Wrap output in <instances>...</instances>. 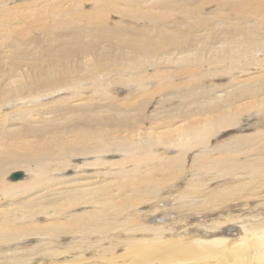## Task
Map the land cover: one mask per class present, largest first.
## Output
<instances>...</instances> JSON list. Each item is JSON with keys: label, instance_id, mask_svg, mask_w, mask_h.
Wrapping results in <instances>:
<instances>
[{"label": "rangeland", "instance_id": "rangeland-1", "mask_svg": "<svg viewBox=\"0 0 264 264\" xmlns=\"http://www.w3.org/2000/svg\"><path fill=\"white\" fill-rule=\"evenodd\" d=\"M190 1L194 4L185 0L181 1L180 4L187 6L189 4L196 5L198 2V0ZM203 1H206L203 11L186 12L182 9H176L173 5L166 7L164 5V0L130 2L129 4L127 2H122L112 6L107 5V3L105 4L103 0H80L69 3L67 5H62L59 8L60 14L66 17V19L70 20L71 26H64L65 29H63L64 27L61 28L58 34H66L68 36H72L75 33H80L89 35V38L85 40V46L88 47L91 43H93L96 45V52L101 54L104 51L111 50L112 48H117V45L119 44L118 40L114 38L111 32H113V34H115L116 32L122 34L124 37H121V41H124V39L139 38L142 40L143 38H146L145 40H149L152 38H156L157 40H159L158 37L154 36L156 34L155 29H157V26H162V30H170L172 28L188 32V28L190 26L201 25L205 22L212 25V27L209 28L213 30L208 34L217 32L218 30L217 33H214L215 35H218L221 32L222 26H225V23H221L224 18V21L228 22L230 25L231 23H235L240 19H243V12L241 14V11H239V6H237V4V7H227V4L224 3L223 5L219 4L218 7L217 0L214 3L212 0ZM241 1L233 0V2L252 4V1L250 0ZM261 1L264 2V0ZM4 2H7L9 4L12 3L11 7H14L15 10L11 11V16L12 18H16V20L14 21V23L12 22V28H10L9 25L2 20L3 16L0 10V37L9 36L13 37V39L15 40L19 39L18 35H20L21 37H26L27 41L25 45L21 46L20 49H17V47L14 46L10 41L0 38V82L3 84H0V102L5 103L3 111L0 112V117L2 115L5 116L7 125V128H4V126L0 122V140L8 141L14 140L15 135H19L18 128L22 130V128L18 126V123L20 121H18L17 111L25 108L23 107L25 105H23L21 102H17L16 93L11 94V91L16 89L15 80L19 79L18 74H20L21 70H24V68L26 69L27 66L25 67L24 63V65H17L16 59V63H14V65L16 67L15 72H17V74H15V72L9 66L10 59L5 60L6 56L4 52L9 50V52L12 54V52L15 51L17 53V50H19L17 54L14 52V56L19 55V57L22 58V62H24L23 56L27 50L28 53L32 52L35 54H40L42 53V49L43 51L45 49H50L52 52L55 47L57 49L68 44L54 42L52 46H49L48 42L50 40H48V38H45L46 36L43 33L42 25L39 24V26L36 22L48 20L46 15H43L41 19L37 17L42 13V11L47 9L43 6L42 3L40 4L39 0H5ZM4 2L3 0H0V7L3 6ZM205 7H207L208 9H206ZM95 10L102 12V17H93L92 13ZM227 17L229 18V20H226L228 19ZM37 30H39V34L37 33ZM93 31L96 32V36H93ZM172 33L167 32L165 34L171 35ZM126 36H128V38ZM66 39L67 43H69L71 39H73V36ZM72 42H70L69 44H71ZM32 43H34V47L32 46L31 48H29L30 44ZM46 44L48 46H46ZM68 46H70L68 48H70L71 53H73V57L76 55L73 60L74 65L78 64V66H82L83 62H88L89 57L79 54L81 49L77 47V45H74V47H71V45ZM24 47L28 49L22 50V48ZM20 51L24 53H21ZM181 51L183 52L186 50ZM126 53L131 54V49L126 48ZM184 54L186 55L188 53ZM174 56L175 55L173 54L172 57ZM204 56L205 60L203 59L199 62V59L197 58L198 55L196 53L190 56L191 60L194 59L192 65L195 64L198 68H202H194L197 69V73H195L196 71L194 69H191L194 66L191 67L190 64L188 68L191 67V70H189L192 72L189 73L192 74V78L190 77L191 74H189L188 71L186 73V70L184 69V66L188 65L185 62L171 63L168 61H161L162 64L161 62L159 64L157 62L152 63V73H148V71L141 69L142 71L140 72V74L147 78L145 81L147 82L148 86H146L145 88L140 89L138 86H136V83L133 82L129 84L127 78H137L140 74L136 72L135 69L127 68L123 72H118L115 74L108 72V76L95 75L91 76L90 78H85L86 80H88V82L84 81V83H81L80 86L83 88L80 91L79 89H77V93L76 90H64L62 92L60 91L55 96L48 95L43 98L32 100L28 103V105L30 106H35L34 111L32 112L33 122L40 123L44 121V119L56 121L58 124V135H64L66 129L69 128V123L64 122L65 118L69 116L65 108L69 109L70 107L74 111L78 110V113L91 108L92 112L86 111L87 115H92L88 120V124H90L91 127H96L99 134L109 135L110 133L111 135L109 136L115 139V141H124L126 140V138H129L134 144H144L146 149L150 150L149 152H151L150 155L152 157L145 158L144 160H142L141 164H136L135 161H132L130 164L124 165L123 161L124 159H126L124 157V153H117L118 156L120 155L119 157L115 155L116 153H110V155H107L106 159H112L110 161L113 162H111L112 164H107L102 171H107L106 177L109 180L112 179V182L116 184H118L119 180L114 178V176L120 171H126V169L137 168L139 166H141L142 168L145 165H149L151 172L153 174H156V177L158 179H163L162 175L166 170L164 169V167H162V165H165V162L170 161V159L181 157L180 148L176 145H164L163 142L161 143L159 141L156 142L157 145H150V148L148 144L150 143V139L153 137L154 139L163 137L166 134H172L171 131L174 130V128L185 127L186 122L182 118L183 114H190V112L192 111L194 112L193 114L202 115H196L197 117L199 116L198 118L207 119L213 116V111L214 113H216L217 111L223 113L229 110L234 113V116L237 119L236 124L233 125L234 127L223 129V131L219 133L218 131L210 133V135L207 137V139L209 140H207L208 144H197L198 147L197 145H195L196 148L184 157L186 161H184V163L180 167V171L178 172L179 174L175 175L171 180H162V185L157 191H149L150 193L148 191H144L149 195L143 192L145 195L144 200L141 204L127 209V211L122 213L121 215L111 214L110 217L116 218L118 223L111 227V229H109L108 231L102 232L97 229V227H95L91 230H85L84 234L81 232L63 231L57 233L56 236H46L47 238L45 236L42 237L41 235H38L39 237L30 235V237L21 236L22 238L17 237L16 239H11L8 241L5 238L0 239V264H136L134 261L135 256H133L134 259H132V253H130L129 255V251L135 250L137 246H144V243H153L164 238L166 240L170 238L182 239L186 242H193V240L195 239L203 240L202 238L204 236L202 235V233L205 230H202L203 227H201L202 224L200 222L205 218V216L202 215V212L206 213L207 210L209 211L210 209H212L209 212V214L211 215L207 218L215 220H223L225 219V217H229L232 215L238 217H246L252 211H254L252 212L253 216L258 215V213L261 211L264 212V174H262L260 177H257L256 179V177L252 176L248 172H243L241 170V167L230 171H224L225 173H222V171H220L221 173H219V170L215 168L212 170L210 168L209 170L202 167L200 168L201 172H204H202L200 176H197L198 172L195 169H192L196 167L192 166L191 164L195 163L194 161H196L197 157L200 156L212 155L218 157L227 154L224 150L240 149L244 147V144H249V142L245 141V139L248 140L249 137L252 139L259 137L258 133L260 134V137L264 136L262 135L264 134V123H262L264 121V105L255 107L254 109H249L248 107L250 106L249 103L252 100L250 98L252 97V94L247 91L250 86H256L255 88L260 92V98L264 100V63H262L261 65L260 60H258L262 57L264 58V53H255L252 56L246 55L235 60L233 59L234 61H232V59H227L224 60L225 63L223 64H218L216 61L210 59L211 56L209 54H205ZM245 57L247 60L245 59ZM254 58H256L257 60H254ZM169 61H173V58ZM255 61H257V65L254 64ZM237 63L239 64L238 66ZM241 65H243L244 67H242ZM251 65L254 67H252ZM18 66L19 68H17ZM246 66L250 67L247 68ZM225 70L227 71L224 72ZM161 71L166 72L164 76H167L169 78V81L171 82L170 86H165L164 83H162V74L156 76L155 78L149 77L150 75H156ZM230 71L232 73H230ZM193 72L196 75H194ZM228 72L230 74H228ZM80 75L88 77L83 71L80 72ZM216 75L218 76L216 77ZM196 76H198L199 78H197ZM213 76H215L216 78ZM195 77L198 80H192L193 78L195 79ZM203 77L205 79L202 80ZM187 79L191 80L192 83L196 86L199 83V88L196 87L197 89H194L196 90L195 93L198 94L195 96V98L199 102H203L204 104H206L208 97L212 96V101L207 104L208 106L212 105L213 107L206 106V110L203 112L202 110H198L194 104L187 103L189 102L188 90H190L191 86L193 85H190V82ZM196 81L199 82L195 84ZM200 81L202 82V84ZM19 84H24V82H19ZM236 85L238 88L236 87ZM200 88L202 89V91ZM198 90L201 92V94L200 92H197ZM211 90L214 92H212ZM81 99H83L82 101L90 99V101H88L87 103L85 101L80 102ZM141 100L143 103L140 105L138 103H141ZM79 102L84 107L80 105L79 107L81 108L77 109L76 103ZM43 104L46 105L41 107ZM27 109H29L28 106ZM239 111H241L242 113H240ZM84 118L85 117H83L79 121V126L85 127V125L83 124ZM104 130H106V132H102ZM191 137L192 134L190 135V138ZM252 142L256 143L255 141ZM219 151L224 152L220 153ZM232 152L235 153V157L238 159V162L242 164H244L245 162L247 163V160L250 157V153L247 152V149H244L243 152H238L237 150H232ZM261 152H264V149H262ZM76 160H74L73 163L75 162L77 166L78 163L81 164L84 159ZM113 164H116V166H113ZM67 166L68 164L65 167H61V169H66ZM76 166L72 165L71 167H69L71 169L67 174H73L75 176H77L78 173L86 174L85 171L87 170H78ZM154 167H157V169H154ZM75 169L78 170L77 175ZM200 169H198V171ZM6 170L10 171L8 172V175L15 171H23V173L26 174L27 168H22L21 165L17 168H12L11 166H9ZM89 172L93 173L94 170H89ZM89 172L87 171L88 174H90ZM30 175L32 176H29V178L33 180L35 178L34 173L31 172ZM196 176L200 178V180H198L199 183L200 181L202 182L200 184L198 183L200 185V188H202L204 191H207L202 196V198H204V203L210 205L208 206V209L207 206H202L203 209L200 208L198 211H194V209L192 210V204H194L192 202L189 208H191L193 212L188 213L189 211L185 212V209L181 208L180 205H178L179 202L177 201V204L176 202H174V200L178 194L181 195L183 193L184 189L185 193L186 191L191 189L192 183L196 182L194 181V177ZM73 177L65 178L61 181L55 180L57 183H59L55 186H69V189L80 188V185H78L79 179L73 180ZM92 179L94 178H89L85 183L88 188L90 185H94L96 183L97 179ZM243 181H245L246 187L242 183ZM112 182L110 186L115 187V184ZM55 186L53 188H55ZM37 190L38 189H36V191ZM90 190L93 193V189L90 188ZM228 190H233L234 193L231 194V192ZM120 191L123 190L120 189ZM211 192H216L219 195L226 192L227 195L230 194L232 195V197L225 199V201L222 202H216L214 200V202L210 203L211 199L209 193ZM84 194H86V191H84ZM109 194L110 195L108 196L94 194V196L96 198H115L119 196V191L117 189L111 190V193ZM41 196V205L52 203L54 208L58 210V215H56L55 217H58L65 223L64 227L67 223L70 222L72 216L79 217L83 215L84 212L94 211L92 205L90 206L85 203L69 208L65 207L63 199H65L66 194L58 195L53 192L46 193L45 191V193ZM20 198L21 197H18V199ZM0 199V210L9 208L6 207L7 202L5 200H2L3 197H0ZM28 199H30V197L25 196L21 200L27 201ZM1 204H5L3 205L4 207ZM177 206L178 208H176ZM145 209L148 211H146ZM127 214H129L128 216L133 217L125 219ZM262 217H264V214L262 215ZM32 220L39 224L37 227H35L37 228V230L44 229L46 225L44 226L41 224H46V222L49 221V219H47V215L44 214H37L32 218ZM240 221L241 219H239V222ZM156 222L158 223L157 225ZM136 224L137 226H135ZM150 225H153V227L157 229H159L160 227V229L165 233L161 234V236L156 235L154 231H149L147 230V228H145L149 227ZM237 225L241 224L230 225L227 223L224 227H220V229H222L228 226L227 230L229 231L226 232V236H224L225 239L231 241L235 237H238V234L240 233L242 228H240V226L238 227ZM198 227L199 229H201L200 231H197L196 228ZM239 237L236 240H239ZM189 239L190 241H187ZM142 242L143 244H141Z\"/></svg>", "mask_w": 264, "mask_h": 264}, {"label": "bare ground", "instance_id": "bare-ground-1", "mask_svg": "<svg viewBox=\"0 0 264 264\" xmlns=\"http://www.w3.org/2000/svg\"><path fill=\"white\" fill-rule=\"evenodd\" d=\"M4 1L5 0H3V2ZM39 1L40 4L42 3L43 6L47 9L42 11V13L39 14L37 17L41 19L43 15H46L48 20L36 21V22L38 23V25L39 24L42 25L43 33L46 36L45 38H48V40H50L48 42L49 46H52L54 42L66 43L68 45H71V47L77 45V47L81 49L79 54L89 57L88 58L89 60L88 62L86 61L83 62L82 66H78V64L74 65L73 60L76 55L73 57V53H71L70 48H68L70 46L68 45H64L63 47L57 49L55 47L52 50V52L50 49L49 50L45 49L44 51L42 49V53L40 54H35L32 53L31 51L29 52H31L32 54L28 53L27 50L28 48L26 49L24 47L22 48V50L23 49L27 50V51L25 50L26 52L23 56L24 62H22V58H20L19 55L14 56V54L16 53L15 51H14L15 53L12 52V54L9 52V50L4 52L6 56V57L4 56L5 60L10 59L9 66L14 72L16 68L14 65V63H16V59H17V65H21L24 63L25 65L24 64L23 65L25 67L27 66L26 69L24 68L25 71L21 70L20 74H18L19 79L15 80L16 89L11 91V94L16 93L17 102H21L23 105H25L23 106L25 108L17 111L18 121H20L18 123V126L22 128V130L18 128L19 135H15L14 140H8V141L0 140V197H3L2 200H5L7 202L6 207H9L0 210V239L5 238L7 241L11 239H16L17 237H21V236L30 237V235L33 236L41 235L42 237L43 236L52 237L53 235L56 236L57 233L63 231L81 232L84 234L85 230H91L94 229L95 227H97V229H99L102 232L108 231L109 229H111V227H113L115 224L118 223L116 218L110 217L111 214L121 215L122 213L126 212L127 209L141 204L144 200V195H145L144 193L148 194L147 192L144 191H148V192L157 191L159 187L162 185L161 184L162 180L164 181L169 179L171 180L175 175L179 174L178 172L180 171V167L182 166L184 161H186L184 157L187 156L189 153H191V151H193V149L196 148L195 145L208 144L207 142L209 140L207 139V137L210 135V133L212 132L214 133V131H218L219 133L223 131V129L234 127L233 125L236 124V119H237L235 118L234 113L229 110L223 113L218 111L214 113L213 111V116L207 119L198 118L199 116L202 115L193 114L194 112L192 111H191L192 113L190 112V114H186V115L183 114L182 118L186 122L185 127L174 128V130L171 131L172 134H166L163 137H158L155 139L153 137L150 139V143L148 144L150 148L151 147L150 145L152 144L157 145L156 142L159 141L161 143L163 142L164 145L165 144L174 145V146L176 145L180 148L181 157H175V159H170V161L165 162V165H162V167H164V169L167 171V172L165 171V173L162 175L163 179H158L156 177V174H153L151 172L149 165H145L142 168L141 166H139L137 168L126 169V171H122V172L119 170L120 172L114 176V178L119 180L118 184L112 182V179H110L111 182L115 184V187L114 186L112 187L110 186L111 184L110 180L106 177L107 171L106 172L102 171L107 164L113 162L110 161L112 159L110 160L106 159L107 155H110V153H116L115 155L118 156L119 153L120 154L124 153V157L126 158L124 159V161L122 160L124 162V165L130 164L132 161H135L136 164L137 163L141 164L142 160H144L145 158L152 157L150 155L151 152H149L150 150H147L144 144L142 145L134 144L129 138H126V140L124 141H115V139L109 136L111 135L110 133L109 135L99 134L96 127L94 126L91 127L90 124H88V120L92 115H87L86 111L92 112L91 108H89L88 110H84L81 113H78L77 112L78 110L74 111L70 107L69 109L65 108L69 116L65 118L64 122L69 123L68 125L69 128L66 129L64 135H58V124L56 121L44 119V121L40 123L33 122L32 112L34 111L35 106L28 105L29 102H31L32 100L46 97L48 95L55 96L60 91L62 92L64 90L66 91L76 90L77 93V89H79L80 91L83 88L80 86V84L84 83V81L88 82V80H86L85 78H90L91 76H95V75L108 76L107 74L108 72L115 74L118 72H123L127 68L135 69V71L138 72L139 74L142 71L141 69L148 71V73H152L153 70L152 63L155 62H157L158 64L161 61H168L171 63L185 62L188 65L184 66V69L186 70V73L187 71L189 73L192 72L190 71L191 69L198 68L195 64L192 65L194 59L192 58L193 60H191L190 58V56L193 55L194 53L198 55L197 57L199 59L198 62L202 61L203 59L205 60L204 55L209 54L211 56L210 59L216 61L218 64L225 63L224 60L227 59H232V61H234L235 59H238L239 57H243L246 55L252 56L255 53L256 54L260 52L264 53L263 52L264 51L263 50L264 2L261 0L258 1L250 0L252 1V4L233 2V0H217L218 7L219 4L223 5L224 3H226L227 7L239 6L238 9L239 11H241V14L243 12L242 14L243 19H240L235 23H231V25L228 22L224 21L225 18L224 19L222 18L223 21H221V23H225V26H222L221 32L218 35L214 34L217 33L218 30L217 32L208 34L209 32H212L213 29L209 28L212 27L211 24L205 22L201 25L190 26L188 28L189 29L188 32L181 31L179 29H172V28L170 30H162L163 28L162 26H157L156 27L157 29H155L156 34L154 36L158 37L159 40H157L156 38H152L149 40H145L146 38H143V40L139 38V39H124V41H121V37L123 36L122 34L117 32L113 34V32H111L114 38L118 40L119 44L117 45V48H112L111 50L104 51L101 54L96 52L95 44L91 43L90 46L88 47L85 46V40L89 38V35L75 33L74 35H72L73 39H71L70 41L73 42L69 44L70 42L67 43L66 38L72 36H68L66 34H64L65 36L63 34H58L61 28H63L64 26H71L70 20L66 19V17L60 14L59 8L62 5H67L69 3H73L80 0H39ZM103 1L105 2V4L107 3V5L112 6L122 2H127L129 4L130 2H148L150 0H103ZM181 1L184 0H164V5L166 7L173 5L176 9H182L186 12L203 11L204 4L206 2L203 0L200 1L198 0L196 5L189 4L186 6V5H181L180 4ZM185 1L192 3L190 0H185ZM212 1L214 3L216 0H212ZM11 4L4 2L3 6L0 7L3 16L2 20L6 22L10 28H12V22L14 23V21L16 20V18H12L11 16V11L15 10L14 7H11ZM205 8L208 9L207 7ZM102 14L103 13L98 10H95L92 13L93 17H102ZM226 20H229V18ZM63 29H65V27ZM38 32L39 30H37V33ZM167 32L169 33L173 32V33L171 35H167L165 34ZM92 33L93 36L97 35L95 31H93ZM18 36L19 39H15V40L13 39V37H9V36L0 37V38L10 41L11 43H13L14 46L17 47V49H20L21 46L25 45L27 41H26V37L24 38L21 37L20 35ZM126 37L128 38V36ZM149 37H153V36H149ZM32 46L34 47V43L30 44L29 48H31ZM46 46L48 45L46 44ZM126 48L131 49V54L126 53ZM181 50H186V51L182 52ZM17 51L19 52V50ZM184 53H188V54L185 55ZM173 54L175 55L174 57H172ZM172 58L173 61H169ZM262 58L258 59L260 60L261 65L262 63H264L263 61L264 58L263 60ZM255 59L256 58H254V60ZM256 62L257 61H255L254 63L255 65H257ZM238 63L237 66L239 65ZM190 64L191 67L192 66L194 67L188 68ZM241 66L244 67L243 65ZM246 67L248 68L250 66H246ZM17 68H19V66ZM194 70L196 71L195 73H197V69ZM81 71H83L88 77L80 75ZM226 71L227 70H225L224 72ZM195 73L194 75H196ZM230 73L232 72L230 71ZM230 73L228 72V74ZM15 74H17V72H15ZM160 74L163 75L161 77L163 79L162 83H164L165 86L167 85L170 86L171 82L169 81V78L167 76H164L166 72L161 71L160 73H157L156 75H150L149 77L155 78ZM218 75H216V77ZM190 77L192 78V74L190 75ZM196 77L199 78L198 76ZM196 77L195 79L193 78L192 80L194 81L198 80ZM127 79L129 84H131L132 82L136 83V86H138L140 89L148 86L147 82L145 81L147 78L142 74H140L139 77L137 78L133 77ZM203 79L205 78L203 77L202 80ZM188 81L190 82V85L193 84L191 80ZM19 82H24V84H19ZM198 82L199 81H196L195 84H197ZM0 84L2 83L0 82ZM198 85L199 83L197 84V86L193 84L190 90H188L189 102L187 103L194 104L198 110H202L204 112L206 110V106H208L207 103L211 102L213 97L209 96L206 104H204L203 102H199L195 98V96L198 94H196L195 93L196 90H194L197 89L196 87H198ZM255 87L254 86H250L249 88L247 87L248 88L247 91L252 94V97H250L252 100L249 103L250 105L248 107L249 109L252 108L254 109L255 107H260L261 105H264V100L260 98L261 97L260 92ZM197 92L199 93L200 91L198 90ZM82 100L83 99H81L80 102L85 101L87 103L88 101H90V99L84 101ZM80 102L76 103L77 109L81 108L79 107L80 105L83 106L82 104H80ZM142 103L143 102L141 100V103L138 104L141 105ZM45 105L46 104H43L41 107ZM27 106L29 107V109H27ZM4 107H5V103L0 102V112L3 111ZM208 107H213V106L210 105ZM239 112L242 113L241 111ZM196 115L199 116L197 117ZM83 117H85L83 119V124L85 125V127L79 126V121ZM0 122L4 126V128H7L4 115L0 117ZM262 123H264V121ZM8 126H12V125H8ZM102 132H106V130ZM191 134L192 137L190 138ZM258 135L259 137L253 139L250 137L248 140L245 139V141L249 142V144H244V147L240 149L224 150L227 153L225 155L218 157L212 155L200 156V157L196 156L197 159L196 161H194L195 163H191L192 166L196 168H192V169H195L199 174V175L197 174V176H200V174L204 172V171L201 172L200 168L202 167L209 170L210 168L211 170L215 168L219 170L218 171L219 173H221L220 171H222V173H225L224 171H230L241 167V170L243 172L246 171L252 176L256 177L257 179V177H260L262 174H264V154H263L264 152H261V150L264 149V136L260 137L259 133ZM252 141H255L256 143ZM244 149H247V152L250 153V157H249L250 159L248 158L247 163L245 162L244 164H242L238 162V159L235 157V153H233L232 150L243 152ZM224 151L221 152L219 151V152L223 153ZM76 159H84V160L82 161L81 164L78 163V165L76 166V163L75 162L73 163V161ZM67 164L68 166L66 169L64 168L61 169V167H65ZM116 164L115 165L113 164V166H116ZM20 165L22 168H27L26 174H24L22 180L21 178L15 181L10 180V176L12 174L23 171H15L10 175H8V172L10 171H7L6 169L9 166H11L12 168H17ZM72 165H75L78 168V170H87L88 172L89 170H94V172L93 173L89 172L90 174H88L87 171H85L86 174L78 173L77 175L78 170L75 169L77 176L73 174L68 175L67 173L71 169L69 167H71ZM154 169H157V167H154ZM198 169L200 170L198 171ZM31 172H33L35 176L33 180L29 178V176H32L30 175ZM69 177H73L72 178L73 180L79 179L78 185H80V188L69 189V186H62V187L55 186L59 184L56 181H61ZM196 177H194L195 179L194 181L196 182L192 183L191 189L186 191V193L184 189L183 193L181 192L182 193L181 195L178 194L179 196L177 195V197L174 200V202L176 203L177 201L179 202V204L178 203L177 204L180 205L181 208H184L185 212L189 211L188 213L193 212L192 211L193 209L194 211H198L200 208H202V206L203 207L207 206L208 209V206L210 205L204 203V198H202V196L207 191H204L202 188H200L199 184L202 182L200 181L199 183L198 180H200V178L197 177L196 180ZM89 178H94L97 180L94 185H90L88 188L85 185V183L88 181ZM242 183L245 186V181H243ZM54 186L55 188H53ZM90 188L93 189V193L91 192ZM36 189L38 190L36 191ZM116 189L119 191V196L115 198L112 197L96 198L94 196V194H101L103 196H108L110 195L109 193H111V190H116ZM120 189L123 191H120ZM45 191L46 193L53 192L58 195L66 194L65 199H63V203L65 207L69 208L72 206H76V205L78 206L80 204L85 203L90 206L92 205L94 211L84 212L83 215L79 217L72 216L70 222L67 223L66 226L64 227L65 223L61 221L58 217H55L56 215H58V210L54 208L52 203L41 205L40 203L42 197L41 195H43ZM84 191H86V194H84ZM228 191H230L231 194L234 193L233 190H228ZM22 196L23 197L29 196L30 199H28L27 201H22L21 200L23 199ZM209 196L211 199L210 203L214 202V200L216 202H222L225 201V199L232 197V195L230 194L227 195L226 192L221 195H219L216 192H211L209 193ZM18 197L21 198L18 199ZM192 202L194 204H192L193 207L191 210L189 206L191 205ZM1 205L3 206L5 204H1ZM176 208H178V206ZM210 210L209 211L207 210L206 213L202 212V215L205 216V218L200 222L202 224V226L201 225L200 226L203 227L202 230H205L204 231L205 233L204 232L202 233V235L204 236L202 238L203 240L195 239L193 240V242H186L183 241L182 239L170 238L166 240L164 238L153 243H144V246L143 245L137 246L143 244L142 242L141 244L136 245L137 247L136 249L134 248L135 250L133 249H132L133 251L128 250L129 255L130 253H132L131 254L132 257L135 256V259L134 257L132 259H134L136 264H264V217H262L264 212L261 211L258 213V215L253 216L252 212L254 211H252L251 209L252 212L248 214L250 216L247 215L246 217H238L232 215L229 217H225V219L223 220L221 219L215 220V219L207 218L211 215L209 214ZM37 214L47 215V219H49V221L46 222V224H41L44 226L46 225V227L42 230H37V228L35 227H37L39 224H37L34 220H32V218ZM128 215L129 214H127V216ZM127 216L125 219H129L133 217V216H128V217ZM239 219H241L240 222ZM227 223L230 225L241 224V225H237L238 227L240 226V228H242L240 233L238 234V237L241 235L239 237V240H236L238 237L237 238L235 237L231 241L225 239L224 236H226V232L229 231L227 230L228 226L222 229H220V227H224L225 224ZM157 224L158 223L156 222V225ZM135 226H137V224ZM128 227H133V226H128ZM145 228H147V230L149 231H154L155 234L159 236L165 233L163 232V230L160 229V227L159 229H157L153 227V225H150L149 227H145ZM196 229L197 231L201 230L199 229V227ZM187 241H190V239Z\"/></svg>", "mask_w": 264, "mask_h": 264}, {"label": "water", "instance_id": "water-1", "mask_svg": "<svg viewBox=\"0 0 264 264\" xmlns=\"http://www.w3.org/2000/svg\"><path fill=\"white\" fill-rule=\"evenodd\" d=\"M23 176H24V173L23 172H16V173H14V174H12L10 176V180L15 181V180H18L20 178L22 180Z\"/></svg>", "mask_w": 264, "mask_h": 264}]
</instances>
